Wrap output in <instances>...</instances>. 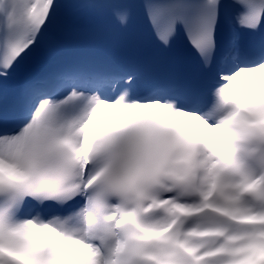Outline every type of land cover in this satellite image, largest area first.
I'll list each match as a JSON object with an SVG mask.
<instances>
[{"label":"snow or ice","instance_id":"obj_1","mask_svg":"<svg viewBox=\"0 0 264 264\" xmlns=\"http://www.w3.org/2000/svg\"><path fill=\"white\" fill-rule=\"evenodd\" d=\"M0 264H264V0H0Z\"/></svg>","mask_w":264,"mask_h":264}]
</instances>
